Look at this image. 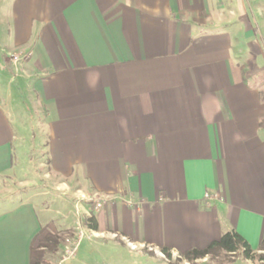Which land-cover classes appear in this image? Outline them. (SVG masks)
I'll use <instances>...</instances> for the list:
<instances>
[{"label":"crops","instance_id":"crops-1","mask_svg":"<svg viewBox=\"0 0 264 264\" xmlns=\"http://www.w3.org/2000/svg\"><path fill=\"white\" fill-rule=\"evenodd\" d=\"M13 84L43 114L39 155ZM49 188L61 219L44 223L34 200ZM80 194L108 198L96 230L83 220L98 235L80 259L123 247L189 264L230 230L258 251L264 0H0V264L73 228Z\"/></svg>","mask_w":264,"mask_h":264},{"label":"rangeland","instance_id":"rangeland-1","mask_svg":"<svg viewBox=\"0 0 264 264\" xmlns=\"http://www.w3.org/2000/svg\"><path fill=\"white\" fill-rule=\"evenodd\" d=\"M12 87L14 88L13 99L14 101L18 99L15 107H18L17 104L20 103L19 110L16 109L15 112L12 110V113H16L18 119L19 117L23 119V133H26L24 134L26 137L25 139L28 143L32 144L34 151L33 153L39 155L41 149H43V144L41 141L44 133L43 127L45 123L43 119V114L39 113L38 110H36V108L32 104L30 97L23 96L22 99L14 97L15 84H13ZM15 126L16 124L14 123V127ZM39 173H40L39 179H41V172ZM42 189L44 190L46 188H42ZM49 189L50 190L44 193H39L38 197L34 200V202L38 206L40 219L44 223H47L51 219H57V220L61 219V215L55 212L57 209L55 204L57 203L58 198L56 197L55 192H53L51 188ZM44 208H48V210L47 209L43 210ZM68 209L69 206L64 208V210H62V213L67 214ZM83 220L84 219H80V222H78L80 223V225H82L78 229L79 225L74 216L73 228L60 231L59 235H60L62 248L56 254L55 258L54 256L53 259L51 257L50 260L53 261L52 264H57L63 258V256H65V248L68 247L69 245H72L73 242L75 241L77 242V246L75 247L73 253L67 258H63L59 264H89V263L124 264L125 262L132 261V259H134L135 261L142 260L145 261L147 264H169L160 258H155L151 260L149 255H140L137 254L136 252L129 251L123 247H121L118 251H114V250L111 251L105 248L103 250L101 249L97 254L94 253L88 254L87 255L88 261L85 259H80L79 255L77 254L79 245H81V249H82L85 243L89 242V240H93L89 232L83 226ZM80 229L82 232V236L81 238H78V233L80 232ZM102 240L105 241V239ZM81 249L79 250V252L81 251ZM234 258L236 260H232L231 255L221 253L220 255L214 257L208 256L207 259L203 262L200 261L196 262L195 260L188 263L189 264H246V262L241 256H234ZM172 263L183 264V261L180 258H176L172 260Z\"/></svg>","mask_w":264,"mask_h":264},{"label":"trees","instance_id":"trees-1","mask_svg":"<svg viewBox=\"0 0 264 264\" xmlns=\"http://www.w3.org/2000/svg\"><path fill=\"white\" fill-rule=\"evenodd\" d=\"M84 222L88 228L97 229V221L92 214ZM60 243L61 240L58 233H45L38 236L36 238V245L31 248L29 264H52L53 261L50 259L51 257L53 259V256L55 258V253ZM162 252L168 259L171 258L166 248H163ZM221 253L233 257L241 256L244 259L250 260L252 264H264V239L261 240L258 251H254L236 231L230 230L204 248H194L185 252L182 258L191 262L206 256H218Z\"/></svg>","mask_w":264,"mask_h":264},{"label":"built area","instance_id":"built-area-1","mask_svg":"<svg viewBox=\"0 0 264 264\" xmlns=\"http://www.w3.org/2000/svg\"><path fill=\"white\" fill-rule=\"evenodd\" d=\"M10 58L12 61L16 62V61L20 60V58H27V55L25 53H22V52H16V53L10 54ZM210 197H211V195L209 193H205V198H210ZM107 201H108L107 197L100 196L97 194H91V195L80 194V195H77L76 199L74 201V205H73L74 215H75L77 223L80 222V219L85 220L88 216H90L91 215L90 211H98L99 209H101L106 204ZM85 203L88 204L90 207L86 209ZM78 225H79L78 226V229H79L80 226H82V225H80V223H78ZM89 234H90V236L98 235L93 230H90ZM81 236H82V232L80 229V232L78 233V238H81ZM76 246H77V242L75 241V242H73L72 245H69L68 247H66L65 248V256H63V258L69 257L73 253ZM130 247L133 249H136V247L134 245L130 244ZM60 261L57 264H59Z\"/></svg>","mask_w":264,"mask_h":264}]
</instances>
